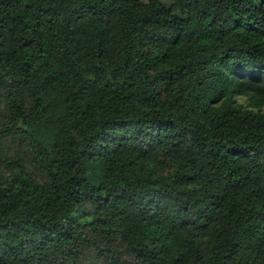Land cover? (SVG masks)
<instances>
[{
  "label": "trees",
  "instance_id": "16d2710c",
  "mask_svg": "<svg viewBox=\"0 0 264 264\" xmlns=\"http://www.w3.org/2000/svg\"><path fill=\"white\" fill-rule=\"evenodd\" d=\"M0 264H264V0H0Z\"/></svg>",
  "mask_w": 264,
  "mask_h": 264
},
{
  "label": "rangeland",
  "instance_id": "374dc122",
  "mask_svg": "<svg viewBox=\"0 0 264 264\" xmlns=\"http://www.w3.org/2000/svg\"><path fill=\"white\" fill-rule=\"evenodd\" d=\"M240 101L243 102V103H245V104L247 103V99L245 97L240 98Z\"/></svg>",
  "mask_w": 264,
  "mask_h": 264
}]
</instances>
